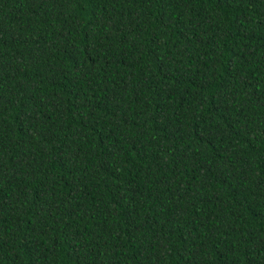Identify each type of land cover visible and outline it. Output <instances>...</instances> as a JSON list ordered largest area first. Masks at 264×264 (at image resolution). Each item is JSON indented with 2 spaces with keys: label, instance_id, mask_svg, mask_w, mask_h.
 <instances>
[{
  "label": "trees",
  "instance_id": "16d2710c",
  "mask_svg": "<svg viewBox=\"0 0 264 264\" xmlns=\"http://www.w3.org/2000/svg\"><path fill=\"white\" fill-rule=\"evenodd\" d=\"M0 264H264V0H0Z\"/></svg>",
  "mask_w": 264,
  "mask_h": 264
}]
</instances>
